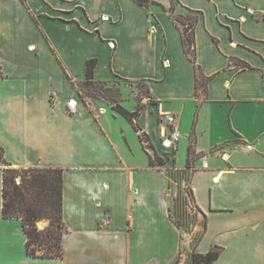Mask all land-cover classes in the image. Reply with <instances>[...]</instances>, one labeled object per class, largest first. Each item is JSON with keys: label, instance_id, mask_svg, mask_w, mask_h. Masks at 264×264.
I'll list each match as a JSON object with an SVG mask.
<instances>
[{"label": "crops", "instance_id": "1", "mask_svg": "<svg viewBox=\"0 0 264 264\" xmlns=\"http://www.w3.org/2000/svg\"><path fill=\"white\" fill-rule=\"evenodd\" d=\"M154 1L199 18L196 64L181 27L157 6L0 0V264H173L180 253L165 168L149 165L127 119L79 94L90 59L95 81L146 84L154 103L137 123L154 155L162 113L177 116L168 168L186 167L195 137L191 187L207 216L197 252L220 246L212 264H264V0ZM8 168L64 170L62 258L30 256L22 220L2 216Z\"/></svg>", "mask_w": 264, "mask_h": 264}, {"label": "trees", "instance_id": "2", "mask_svg": "<svg viewBox=\"0 0 264 264\" xmlns=\"http://www.w3.org/2000/svg\"><path fill=\"white\" fill-rule=\"evenodd\" d=\"M136 1L147 8L157 6L163 11L169 13L170 17L181 27L182 42L186 55L190 61L196 64L194 28L198 23L199 18L192 15L176 14L173 6L167 9L164 5L154 0ZM96 64L97 59H90L87 61L86 80L82 85L89 86L95 82L94 70ZM0 78H3L1 73ZM196 80L197 91L198 89L205 90L209 78L205 77L200 72L198 66H196ZM112 108L131 123L135 131L139 133L141 142L143 138L150 140L148 134L145 132L143 133L141 127L137 123L143 109L142 106L138 105L134 111H130L119 104H116ZM194 143L195 137H191L188 147L186 167L183 170L175 169L176 172H191L192 177V174L195 171L194 161L197 156L194 149ZM148 156L150 166L165 168L169 179L170 189L172 171L167 167L165 159L159 156L156 152L154 156L150 154H148ZM170 156H172V154H168L167 158ZM63 171L62 168H29L21 170L8 168L4 170L2 216L6 219L19 218L22 220L23 229L27 236V253L32 257L62 258L64 255L62 239L68 229L63 221ZM18 176L21 178L20 185L15 183V178ZM191 190L195 203V196L192 187ZM195 206L205 219L203 231L195 238L197 239V247L207 231V216L196 203ZM169 210L171 220L181 230L182 224L174 221L172 207H170ZM42 219L48 220L49 224L44 229H39L37 227V222ZM221 252L222 247L220 246H215L206 253L194 252L192 254V264H212L219 259ZM176 263L177 258L173 264Z\"/></svg>", "mask_w": 264, "mask_h": 264}, {"label": "rangeland", "instance_id": "3", "mask_svg": "<svg viewBox=\"0 0 264 264\" xmlns=\"http://www.w3.org/2000/svg\"><path fill=\"white\" fill-rule=\"evenodd\" d=\"M78 90L82 100L90 107L100 105L113 110L112 107L116 104L123 105L125 103L126 109L130 107H135L136 109L140 105L143 107V111L154 103V99L151 97L146 84L142 81H131L115 77L107 82L95 81L89 86L80 84ZM116 113L119 114L118 112ZM152 119V117L149 118L150 121ZM133 142H136L135 139H133ZM169 170L172 171L170 178L171 188L169 190L172 198V215L174 221L182 224L183 243L176 264H192V254L197 252V239L195 238L203 231L205 219L196 209L194 203L190 183L191 172L178 173L173 168H169Z\"/></svg>", "mask_w": 264, "mask_h": 264}, {"label": "built area", "instance_id": "4", "mask_svg": "<svg viewBox=\"0 0 264 264\" xmlns=\"http://www.w3.org/2000/svg\"><path fill=\"white\" fill-rule=\"evenodd\" d=\"M69 106L70 108H74L76 106V103L74 101H71L69 103ZM161 121L162 123H164L166 127H165V132L162 134L161 140H160L162 152L161 154L158 153V155L161 156L162 158H166L168 154L173 155V153L175 152L178 142L181 138V134L177 128V116L176 115L169 113V112L162 113ZM142 144L147 152L154 155V149L152 148L151 140L143 138ZM247 148L251 150L252 145H248ZM15 183L17 185H20L21 180L19 177L15 178Z\"/></svg>", "mask_w": 264, "mask_h": 264}]
</instances>
